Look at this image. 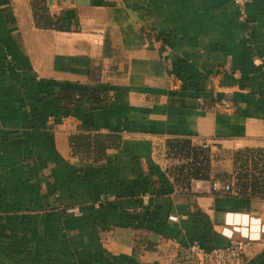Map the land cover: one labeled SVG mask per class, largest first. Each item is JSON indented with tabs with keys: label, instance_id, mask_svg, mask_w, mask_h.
I'll return each mask as SVG.
<instances>
[{
	"label": "crops",
	"instance_id": "0c3cea01",
	"mask_svg": "<svg viewBox=\"0 0 264 264\" xmlns=\"http://www.w3.org/2000/svg\"><path fill=\"white\" fill-rule=\"evenodd\" d=\"M68 10L69 27L44 28L31 0H0V264H172L180 244L224 243L227 213L264 227L251 186L176 187L162 155L172 139L207 140L215 177L255 166L264 0L242 17L235 0H49ZM66 87L102 93L67 101ZM74 134L106 147L74 149ZM261 236L242 264H264Z\"/></svg>",
	"mask_w": 264,
	"mask_h": 264
},
{
	"label": "built area",
	"instance_id": "2783aa9c",
	"mask_svg": "<svg viewBox=\"0 0 264 264\" xmlns=\"http://www.w3.org/2000/svg\"><path fill=\"white\" fill-rule=\"evenodd\" d=\"M253 0H235L239 8V16H245V6ZM49 8V0H45ZM264 68V63H262ZM261 152L250 151L245 154L258 166L262 164ZM164 158L163 171L169 176L176 187L186 189L189 183L197 177H208L214 191L227 193H240V185L234 178L223 179L215 177L210 168L211 157L210 142L192 143L181 139L168 141L162 149ZM147 202V196H143ZM264 208V199L261 202ZM73 211L76 208H69ZM169 219L176 220L174 214ZM227 224L221 228V234L226 238L224 243L205 246L198 240L180 244L176 254L171 258L172 264H242L244 257L249 254L255 243L261 241L264 227L259 222H253L247 213H227Z\"/></svg>",
	"mask_w": 264,
	"mask_h": 264
},
{
	"label": "trees",
	"instance_id": "16d2710c",
	"mask_svg": "<svg viewBox=\"0 0 264 264\" xmlns=\"http://www.w3.org/2000/svg\"><path fill=\"white\" fill-rule=\"evenodd\" d=\"M31 4L33 8L34 20L37 26L44 28H55L59 30L69 27V24H67L65 20L66 17L70 15L71 11L68 10L61 16H55L50 13L49 8L45 3V0H31ZM101 93L102 89H96L93 91L92 96L89 97L87 87H66L61 89L60 97L67 101L73 99H83L86 97L87 99L97 101ZM99 136L100 135L90 136L89 134H74L70 136V143L74 149H79L80 147L89 145L91 141L90 138H92L95 141L94 146L96 147V149L99 152H102L104 151L106 144H103V141H99ZM247 152H245V154ZM257 152H261L260 154L262 156L260 160L262 161V164L260 166L256 164L254 166L253 172L250 173L251 175L249 177L251 179L247 177V180L243 182V184H245L246 186H251L253 190L257 189L259 183L264 184V152L260 150H257Z\"/></svg>",
	"mask_w": 264,
	"mask_h": 264
},
{
	"label": "rangeland",
	"instance_id": "374dc122",
	"mask_svg": "<svg viewBox=\"0 0 264 264\" xmlns=\"http://www.w3.org/2000/svg\"><path fill=\"white\" fill-rule=\"evenodd\" d=\"M253 169H254V167H252L251 165H248V162L244 163V161H240L237 165L235 172L230 174V176H228V178L236 179V182L240 186L245 188L246 185L243 184V182H245L247 180V177L249 176V174L251 172H253ZM256 190H257V193L259 195L264 196V184L259 183Z\"/></svg>",
	"mask_w": 264,
	"mask_h": 264
}]
</instances>
